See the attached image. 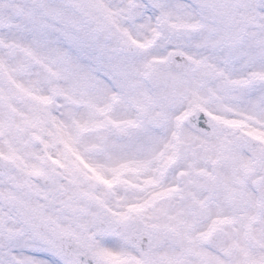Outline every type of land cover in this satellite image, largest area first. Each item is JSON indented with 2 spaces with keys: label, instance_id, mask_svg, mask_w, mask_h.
<instances>
[{
  "label": "snow or ice",
  "instance_id": "snow-or-ice-1",
  "mask_svg": "<svg viewBox=\"0 0 264 264\" xmlns=\"http://www.w3.org/2000/svg\"><path fill=\"white\" fill-rule=\"evenodd\" d=\"M0 264H264V0H0Z\"/></svg>",
  "mask_w": 264,
  "mask_h": 264
}]
</instances>
